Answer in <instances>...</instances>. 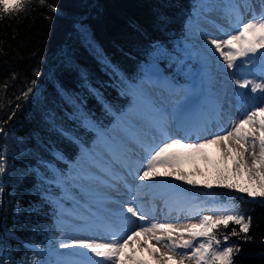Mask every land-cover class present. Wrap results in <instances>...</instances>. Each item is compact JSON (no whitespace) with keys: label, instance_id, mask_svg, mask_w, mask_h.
<instances>
[{"label":"trees","instance_id":"obj_1","mask_svg":"<svg viewBox=\"0 0 264 264\" xmlns=\"http://www.w3.org/2000/svg\"><path fill=\"white\" fill-rule=\"evenodd\" d=\"M195 12V0H30L0 19V264L48 261L60 176L137 101L152 62L180 78ZM212 188L251 218L247 234L217 230L240 249L233 264H264V197Z\"/></svg>","mask_w":264,"mask_h":264},{"label":"snow or ice","instance_id":"obj_2","mask_svg":"<svg viewBox=\"0 0 264 264\" xmlns=\"http://www.w3.org/2000/svg\"><path fill=\"white\" fill-rule=\"evenodd\" d=\"M30 0H0V19L4 16L19 14L26 9ZM45 5L46 0H39ZM247 7L251 18L243 21L242 7ZM55 12V6L49 5ZM260 11H255V5L244 0V4L229 5L230 18L235 24L234 32H224L222 38L213 37L205 41L207 52L203 54L191 53L201 62L209 58H216L219 53L223 64L220 66L223 74L227 70L242 73V79H236L235 85L239 89H250V92H236L241 113L238 119L230 123L224 131L211 132L208 121H200L195 127L186 120L187 108L180 101L172 110L171 118L161 114L151 124V130L142 138L138 133L130 136L146 156L140 161L141 167L134 169L129 160L122 162L127 169L125 174L114 172L111 168L102 169L104 176L87 175L84 178L95 180L97 183L120 191L123 185L128 192H132L128 178L137 172L136 179L144 182L142 186H151L148 182L164 175L174 177L177 181H185L189 185H196L200 181L188 178L182 170V165L199 157L208 159L207 150L215 148L221 155L225 169L228 161L232 162L235 176L247 175L249 187H240L237 183L229 182L230 177L224 171L217 169L215 183L223 188L237 189L247 192L250 197H264V82L257 83L248 79L253 74L250 65H258L261 79L264 80V0H260ZM223 31V30H222ZM227 49V51H225ZM240 61L241 63H237ZM226 65V68H224ZM39 73H37L38 75ZM32 89L29 88L24 96L27 97ZM181 90L177 89V94ZM182 99L187 100L195 95L196 86L183 90ZM260 93V95H250ZM217 116L221 113L216 112ZM185 132L183 137L170 134L173 127ZM196 133L195 142H185L192 131ZM2 131V129H0ZM157 141L151 144L146 137ZM201 137H203L201 139ZM165 169L161 173L160 169ZM5 167L0 163V175ZM207 188H212L211 181H204ZM2 190V189H0ZM110 196L98 197L95 210L90 206L88 211L93 216L103 215L108 209L104 206ZM135 197H133V200ZM118 216L116 226L105 224L106 239L98 242L93 238H74L67 242L64 238L59 243L60 249H84L86 251L73 252L68 255L83 257L81 260L57 259L56 261H42L41 264H233V255L240 251L238 246L228 245V235L223 241L218 239L217 230L231 223L239 226L231 236L247 234L251 225V218L247 220L238 214L234 208L225 206L214 209L213 214H200L197 222L191 218L187 222H156L143 211L142 207L134 203L124 204ZM133 218H136L135 220ZM142 223L137 224L136 221ZM222 243L225 245L221 247ZM147 253L148 259L143 258ZM57 257L65 253L57 252ZM35 264V262H34Z\"/></svg>","mask_w":264,"mask_h":264},{"label":"rangeland","instance_id":"obj_3","mask_svg":"<svg viewBox=\"0 0 264 264\" xmlns=\"http://www.w3.org/2000/svg\"><path fill=\"white\" fill-rule=\"evenodd\" d=\"M196 12L194 20L188 25L187 37L184 40V48L186 49L187 61L179 71L180 79H168L162 76H149L143 84H140L136 95L138 101L134 103L129 111L124 114V119L127 122V127L124 125H117L112 129L110 139H103L101 143L95 145V156H87L77 160V167L73 169L69 176H60L59 187L63 188L62 202L58 204L59 214L57 221L58 235L55 237V244L49 252L48 261H56L57 259L67 260H81L83 257L68 255L73 252L86 251L84 249H60L59 243L62 238L71 242L74 238H93L98 242L106 239L104 229H101L102 224L99 216H93L88 211L91 206L95 210L97 206V198L110 196L111 199L105 203L107 212L103 216L110 224L116 225L118 223V216L124 204L129 203L124 198V191L126 188L120 185V191L109 189L97 183L95 180L85 179L84 177L91 174L94 176H104L102 169L111 168L114 172L125 174L127 169L122 167V162L129 160L134 169L141 167L140 161L146 156L132 139L131 134L138 133L142 138L151 130V124L154 120L159 119L161 114H167L171 118L172 110L176 106L177 101H180L187 108L186 117L191 105L196 104L200 110L196 113L195 118L192 117L187 121L195 127L200 121H208L211 132H218L226 130L230 123L239 118L241 108L236 92H250V89H239L235 85L236 79H242L241 72L227 70V74H223L221 65L222 58L217 61L219 53L215 54L216 58H209L201 62L195 56L190 58L191 53L203 54L207 52L205 41L209 38H222L224 32H234L235 24L230 18L229 5L244 4V0H195ZM250 4L255 5V11H260V0H248ZM240 11L243 13V21L247 22L251 18V12L248 8L242 7ZM223 30V31H222ZM227 51V49H225ZM237 63H241L237 61ZM253 69V74L248 75V79H254L257 83H262L259 66L250 65ZM226 68V65H224ZM196 86L195 95L187 100L182 99L185 89ZM177 89L181 91L177 94ZM260 95V93L250 94ZM194 97L202 98L201 104L194 101ZM204 102H206L204 104ZM200 107H199V106ZM212 105V106H210ZM216 112L221 113L220 116ZM214 118H212V117ZM191 133H195L193 130ZM171 135L183 137L185 132L177 130L173 125ZM195 135H188L185 142H195ZM203 137H201L202 139ZM151 144L157 141L152 140L150 136L146 137ZM208 159L195 158L192 161L185 162L182 165L184 173L188 174L189 179L200 181L196 185H189L185 181H177L171 176H158L154 184L164 185V189L169 192L177 193L176 200L172 204L173 207L163 209L164 202L158 201L155 207L151 201L147 203L145 194H134L132 203L144 208L147 206L151 211L148 215L156 222H187L191 218L192 222H197L200 214H213L214 209L229 207V204L215 196L212 188H207L204 181H211L214 184L217 176V169L225 172L230 177L229 182L237 183L240 187H249L247 175L235 176L232 168V162L228 161L227 169L221 159L220 153L211 148L207 150ZM161 173L165 169H160ZM133 183L136 188L139 187V181L136 179L137 172L133 171ZM131 178V177H129ZM128 178V179H129ZM214 181V182H213ZM172 184V186H170ZM180 188L183 192H180ZM233 190L239 191L235 188ZM247 193V192H246ZM248 194V193H247ZM259 197V196H257ZM255 198V197H254ZM162 204H161V202ZM134 220L136 218H133ZM108 223V224H109ZM137 224L142 223L136 221ZM223 241V240H222ZM222 246V245H221ZM65 253L63 257H57L56 253ZM144 259H148L147 253L143 254ZM151 264V261L149 262Z\"/></svg>","mask_w":264,"mask_h":264},{"label":"bare ground","instance_id":"obj_4","mask_svg":"<svg viewBox=\"0 0 264 264\" xmlns=\"http://www.w3.org/2000/svg\"><path fill=\"white\" fill-rule=\"evenodd\" d=\"M201 102H202V100H201ZM201 102H200V104H201ZM205 103L206 102H204V104ZM210 106H212V105H210ZM199 112H200V110L195 105H193L192 107H190V110L188 112L189 113L188 115L191 116V117H187L188 121L190 119H192V117L195 118L196 113H199ZM191 135L193 136V135H195V133H191L190 136ZM133 176H135V175H133ZM133 176L128 179V183H129V186L132 188V192L129 193L128 190H127V188H126V190L124 191V198H122V199H127L129 201V203H132V199L131 198L134 196L135 193L138 194V195L139 194H145V195L148 194L145 197L146 198L145 201L147 203H150L152 201L154 203L155 207H156L159 200H162V202H164V206H163V209L160 210V214H161V212L164 209H168L170 207H173L172 204L176 200V197L178 195L177 193L167 191L166 189H164V185L163 184H161V185L154 184L155 181H156V178L154 180L148 182V184L151 185V186H146V185L145 186H142V185H144V182L141 181L139 183V187L136 188L135 185H134V183H133V180H132ZM170 186H172V184H170ZM180 192H183V189L182 188H180ZM162 202H161V204H162ZM142 209L147 214H148V212L151 211L147 206H145ZM104 226L101 227V229H104Z\"/></svg>","mask_w":264,"mask_h":264},{"label":"water","instance_id":"obj_5","mask_svg":"<svg viewBox=\"0 0 264 264\" xmlns=\"http://www.w3.org/2000/svg\"><path fill=\"white\" fill-rule=\"evenodd\" d=\"M163 67L162 65L158 64V63H152L149 66V71L152 73V75L154 76H161L163 74Z\"/></svg>","mask_w":264,"mask_h":264}]
</instances>
